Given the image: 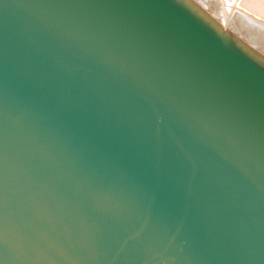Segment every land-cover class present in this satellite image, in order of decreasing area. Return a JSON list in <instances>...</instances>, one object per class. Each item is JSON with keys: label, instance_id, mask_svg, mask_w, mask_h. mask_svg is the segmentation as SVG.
I'll use <instances>...</instances> for the list:
<instances>
[{"label": "water", "instance_id": "95a60500", "mask_svg": "<svg viewBox=\"0 0 264 264\" xmlns=\"http://www.w3.org/2000/svg\"><path fill=\"white\" fill-rule=\"evenodd\" d=\"M0 264H264V72L173 0H0Z\"/></svg>", "mask_w": 264, "mask_h": 264}, {"label": "bare ground", "instance_id": "6f19581e", "mask_svg": "<svg viewBox=\"0 0 264 264\" xmlns=\"http://www.w3.org/2000/svg\"><path fill=\"white\" fill-rule=\"evenodd\" d=\"M173 1L248 61L264 69V0Z\"/></svg>", "mask_w": 264, "mask_h": 264}, {"label": "rangeland", "instance_id": "374dc122", "mask_svg": "<svg viewBox=\"0 0 264 264\" xmlns=\"http://www.w3.org/2000/svg\"><path fill=\"white\" fill-rule=\"evenodd\" d=\"M221 31L222 32H224L223 31V28H221ZM226 33V32H225ZM250 61V60H249ZM254 65H256L259 69H261L263 72H264V69L263 68H261V66H259V65H257V63H255V62H253V61H251Z\"/></svg>", "mask_w": 264, "mask_h": 264}]
</instances>
